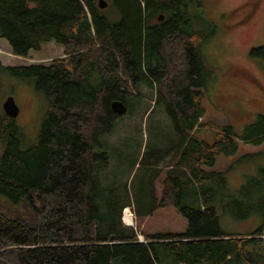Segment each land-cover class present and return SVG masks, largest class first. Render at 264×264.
Instances as JSON below:
<instances>
[{
    "label": "trees",
    "instance_id": "obj_1",
    "mask_svg": "<svg viewBox=\"0 0 264 264\" xmlns=\"http://www.w3.org/2000/svg\"><path fill=\"white\" fill-rule=\"evenodd\" d=\"M104 1L105 8L99 0H0V39L13 54L26 57L50 41L65 53L48 65L0 60V69L34 78L48 100L33 145L25 147L14 118L0 119V264H264V161L238 188L228 179L233 167L264 151L215 168L221 155L238 154V140L264 143V114L244 129L237 120L202 122L217 70L202 51L214 27L195 18L205 0ZM111 5L118 22L107 15ZM250 54L264 59V47ZM141 83L154 90L178 133L174 146L154 147L141 159L148 154V166L167 169L165 177L152 173L161 197L150 200L142 186L145 214L178 208L188 220L182 234H144L123 222L130 203H108L99 192L97 167L111 159L101 137L120 117L111 103L120 100L128 110ZM201 129L212 131V142L198 137ZM252 216L261 223L251 232L223 229L225 218Z\"/></svg>",
    "mask_w": 264,
    "mask_h": 264
},
{
    "label": "rangeland",
    "instance_id": "obj_2",
    "mask_svg": "<svg viewBox=\"0 0 264 264\" xmlns=\"http://www.w3.org/2000/svg\"><path fill=\"white\" fill-rule=\"evenodd\" d=\"M245 1L205 0L202 13L195 17L198 20L200 18L209 20L215 30V35L202 45V51L207 55L209 65L217 68L214 71V79L208 87L213 96L211 94L204 100L206 114L201 119L202 122L212 120L217 124H226L230 120H237L244 129L247 124L255 121L259 114H264V59L250 54L252 48L264 47V0L251 22L241 27H234L235 20L253 8L252 4H248L237 10L236 14H232V10L244 6ZM107 15L112 17V21L118 22L120 19L114 5L108 8ZM152 21L156 22L155 19ZM10 53L13 54L7 41L0 39V60L6 66L48 65L55 57H65L64 47L54 41L44 43L40 51H31L26 57L15 54L12 56ZM138 90L139 94L128 100L129 108L120 115L115 129L101 137V141L110 147L104 150L111 153V159L107 167L104 165L97 167L98 179H100L99 192L108 197V203L111 201L130 203L131 207L125 210H131L134 222L133 224L126 222L125 210H123V221L127 225L139 228L144 234H182L187 230L188 220L178 208L162 207L151 215L145 214L148 207L147 202L141 197L142 186L144 185L147 193L150 194V200L161 197L160 184L157 183L156 189H153L152 173L158 171L165 177L167 169L163 164L158 167L148 166L145 163L148 154L144 161L141 162V159L144 152L154 147L161 150L166 148L165 146H174L178 133L164 105L155 104L154 90L142 83ZM8 96H13L19 106V114L14 118L13 123L21 127L27 135L29 144L25 147L35 144L48 107L45 92L37 88L34 78L17 76L0 69V119L5 117L2 106ZM236 131L239 133L242 130ZM196 134L207 142L213 141L210 130L201 129ZM238 143V154L233 158L221 155L216 169L226 168L236 158L246 153L259 154L264 151V143L256 145L241 140H238ZM262 160L264 161V154L258 156V159L257 156H251L240 165L233 167L228 173L231 186L238 188L244 182V175ZM260 223L258 216L238 222L225 218L222 226L228 232L241 234L251 232ZM111 264H122V262L116 259Z\"/></svg>",
    "mask_w": 264,
    "mask_h": 264
},
{
    "label": "water",
    "instance_id": "obj_3",
    "mask_svg": "<svg viewBox=\"0 0 264 264\" xmlns=\"http://www.w3.org/2000/svg\"><path fill=\"white\" fill-rule=\"evenodd\" d=\"M99 5L101 8H105L108 5V3L107 1L99 0ZM159 19H163V15H161ZM2 107L5 111V114H7L12 118H16L20 111L19 106L17 105L15 98L13 96H8L4 101ZM111 107L119 115L124 114L127 111V105L120 100L113 101L111 103Z\"/></svg>",
    "mask_w": 264,
    "mask_h": 264
},
{
    "label": "flooded vegetation",
    "instance_id": "obj_4",
    "mask_svg": "<svg viewBox=\"0 0 264 264\" xmlns=\"http://www.w3.org/2000/svg\"><path fill=\"white\" fill-rule=\"evenodd\" d=\"M262 1L263 0H246L243 4L244 6H239L233 9L235 11H232V12L236 14L237 10L241 9L242 7L247 6L248 4H252V7H253L246 14H244L243 16H240L239 19L235 20L236 24H233V26L241 27L251 22L253 17L257 13V11L260 9V7H262V4H263Z\"/></svg>",
    "mask_w": 264,
    "mask_h": 264
},
{
    "label": "bare ground",
    "instance_id": "obj_5",
    "mask_svg": "<svg viewBox=\"0 0 264 264\" xmlns=\"http://www.w3.org/2000/svg\"><path fill=\"white\" fill-rule=\"evenodd\" d=\"M125 220H126L127 223L132 224L134 222L133 214L132 213L126 214L125 215Z\"/></svg>",
    "mask_w": 264,
    "mask_h": 264
},
{
    "label": "built area",
    "instance_id": "obj_6",
    "mask_svg": "<svg viewBox=\"0 0 264 264\" xmlns=\"http://www.w3.org/2000/svg\"><path fill=\"white\" fill-rule=\"evenodd\" d=\"M141 240H142V238H141Z\"/></svg>",
    "mask_w": 264,
    "mask_h": 264
}]
</instances>
